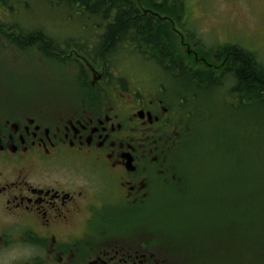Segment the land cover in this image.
I'll return each instance as SVG.
<instances>
[{
	"label": "flooded vegetation",
	"instance_id": "flooded-vegetation-1",
	"mask_svg": "<svg viewBox=\"0 0 264 264\" xmlns=\"http://www.w3.org/2000/svg\"><path fill=\"white\" fill-rule=\"evenodd\" d=\"M2 20L0 50L33 57L47 80L35 85L41 96L19 101L0 80V264H253L256 246L243 250L233 223L240 199L228 183L192 170L189 180L182 167L202 104L196 93L186 99L117 70L118 54L97 51L108 23L93 24L86 44ZM169 32L182 58L158 55L176 61L160 65L165 74L212 93L209 106L217 94L237 104L234 70L257 51L239 43L206 51L175 24Z\"/></svg>",
	"mask_w": 264,
	"mask_h": 264
},
{
	"label": "rangeland",
	"instance_id": "rangeland-1",
	"mask_svg": "<svg viewBox=\"0 0 264 264\" xmlns=\"http://www.w3.org/2000/svg\"><path fill=\"white\" fill-rule=\"evenodd\" d=\"M180 1L186 15L185 23L188 24V28L191 27V33L187 30H184V33L194 37L192 40L194 45L212 51L222 44L239 43L247 51L256 50L259 56L257 63L264 66V0ZM3 4L11 9V12L1 13L5 20L26 27L48 25L53 27V38L56 40L71 37L75 40H84L87 44L93 43L95 40L92 33L93 24H101L96 18L86 21L85 16L79 19L71 15L66 8H53L48 0H0V5ZM1 14L0 21L6 22L2 20ZM82 25H85V29L81 32ZM97 33L100 34L101 30H97ZM70 40L65 41L71 43ZM75 40L73 41L76 42ZM120 52L121 56L117 57L119 60L115 62L117 70H127L140 83L151 86L164 85L166 90H177L176 92L186 99L191 98V93H196L202 101L198 109L199 117L192 122L196 127L195 137L189 144L182 166L188 176L192 170L197 180L223 181L230 185L242 181L243 184L254 187L264 181L262 99L252 102L241 99L231 107L217 94L215 97L217 103H210L209 106L206 102H209L212 93L208 94L205 89L196 90L180 80L185 79L184 77L167 76L157 62L145 60L124 49ZM0 53L3 55L0 56V80L3 85L11 88L14 100L41 96L42 91L35 85L40 79L47 80V74L38 66L37 61L31 56L15 60L17 52L12 49L5 48L0 50ZM5 54L9 57H4ZM42 64L43 62L39 63ZM56 74L57 72L53 71L49 77ZM188 179L190 180L191 176ZM166 212L172 210L167 208ZM246 219L247 217L240 220L247 221ZM249 236L253 238L252 242L248 240ZM244 245L246 249H242L247 252L256 246L257 258L253 264H264L263 229L256 232L254 230L250 235L246 234Z\"/></svg>",
	"mask_w": 264,
	"mask_h": 264
},
{
	"label": "trees",
	"instance_id": "trees-1",
	"mask_svg": "<svg viewBox=\"0 0 264 264\" xmlns=\"http://www.w3.org/2000/svg\"><path fill=\"white\" fill-rule=\"evenodd\" d=\"M48 2L53 8L68 9L71 15L79 19L86 16V21L96 18L100 23H108L102 35L96 34L99 40L97 44L99 53L120 54V50L124 49L131 54L150 55L153 59H158V55L168 54L176 55V59L182 58V50L178 49L180 45L171 41L169 34V29L173 24L175 28L185 30V11L180 0H48ZM144 13L150 15L147 17L143 15ZM152 14H155L157 19ZM163 21H165V26L161 25ZM21 45L28 46L25 42ZM246 57L244 66L236 67L237 69L234 70L237 78L234 86L239 87V90L235 89L238 95L237 101L245 99L252 102L262 99L264 102V66L254 61L251 54L248 53ZM248 57L251 62L248 61ZM171 60L170 57H164L156 62L159 65H166L171 64ZM175 62L172 60V63ZM197 77L195 76L194 79L197 80ZM263 183L264 181H261L260 184H256V187L247 186L242 181L233 182L231 185L228 183L230 187L228 196L240 199L237 207L239 208L237 212L240 214L238 220L233 223H241L245 236L250 235L254 230L255 232L258 229L264 230ZM246 187L249 188L246 189ZM230 206L234 205L230 204ZM175 208V205L170 206L172 212H175ZM246 217L247 221L241 222L240 219ZM252 239L248 237L251 242Z\"/></svg>",
	"mask_w": 264,
	"mask_h": 264
}]
</instances>
